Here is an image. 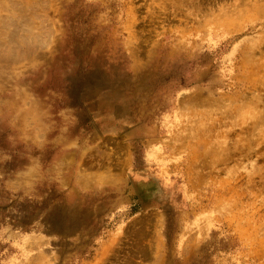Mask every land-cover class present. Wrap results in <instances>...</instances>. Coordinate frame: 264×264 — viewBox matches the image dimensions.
Masks as SVG:
<instances>
[{
    "label": "rangeland",
    "instance_id": "374dc122",
    "mask_svg": "<svg viewBox=\"0 0 264 264\" xmlns=\"http://www.w3.org/2000/svg\"><path fill=\"white\" fill-rule=\"evenodd\" d=\"M0 264H264V0H0Z\"/></svg>",
    "mask_w": 264,
    "mask_h": 264
}]
</instances>
